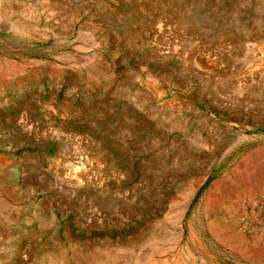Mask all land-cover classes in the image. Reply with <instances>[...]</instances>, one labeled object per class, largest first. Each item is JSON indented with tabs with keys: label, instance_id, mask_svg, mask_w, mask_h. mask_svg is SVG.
<instances>
[{
	"label": "rangeland",
	"instance_id": "rangeland-1",
	"mask_svg": "<svg viewBox=\"0 0 264 264\" xmlns=\"http://www.w3.org/2000/svg\"><path fill=\"white\" fill-rule=\"evenodd\" d=\"M0 264H264V0H0Z\"/></svg>",
	"mask_w": 264,
	"mask_h": 264
}]
</instances>
